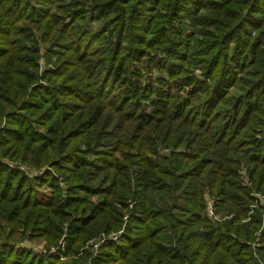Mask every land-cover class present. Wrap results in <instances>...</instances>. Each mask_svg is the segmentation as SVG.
Instances as JSON below:
<instances>
[{"label":"trees","instance_id":"16d2710c","mask_svg":"<svg viewBox=\"0 0 264 264\" xmlns=\"http://www.w3.org/2000/svg\"><path fill=\"white\" fill-rule=\"evenodd\" d=\"M255 191L264 0H0V264H264ZM64 235L67 261L8 247Z\"/></svg>","mask_w":264,"mask_h":264},{"label":"rangeland","instance_id":"374dc122","mask_svg":"<svg viewBox=\"0 0 264 264\" xmlns=\"http://www.w3.org/2000/svg\"><path fill=\"white\" fill-rule=\"evenodd\" d=\"M97 23H95L94 28L96 27ZM37 40L39 42H41V37L39 34H36ZM196 39H199V41H204V36L203 35H197ZM28 45V44H27ZM40 54L38 57V65L40 66V72L39 75L40 77L43 75V73H45L46 71H48L49 69L53 68L52 64L50 63H46V58H45V54L47 49L41 45L40 47ZM163 57V56H160ZM197 75H200V71L196 72ZM145 75L150 76L152 79H156V76L158 75L156 72L154 71H150L147 72L145 71ZM42 80V77H41ZM176 82L178 81V79L175 80ZM172 82V80H171ZM173 83V82H172ZM42 84H46V82L44 80H42ZM173 101V100H172ZM4 126V125H3ZM2 126V127H3ZM40 132L46 133L45 129H39ZM171 150L170 149H159V155H167L170 154ZM3 163L10 165L11 167L21 171L22 173H24L25 175H27L30 178H36L38 175H40L43 171H41L39 168H33V167H28L24 164H21L19 162H9L7 160H2ZM46 168V167H43ZM247 171L246 168H242L240 170L241 171ZM246 174L248 175V173L246 172ZM249 179L250 176L248 175ZM243 182V181H242ZM243 184L245 186H249L248 184L244 183ZM244 186V187H245ZM257 194H261L257 191H255ZM263 195V194H261ZM96 199V198H95ZM212 200L211 198H208L207 201ZM127 208L126 211H131L133 209L134 203L132 200H128L127 202ZM128 221H129V215H125L123 218V226L121 227V229H119L118 231L115 232H109V233H100L98 235H96L94 238H91L86 245L84 246V248L80 249V253H82L83 250H90L92 252V258L95 259L97 258L101 251L103 250V248H105V246L110 245V244H114L115 242H117L119 240V238H121L122 236L125 235L126 233V229L128 226ZM65 240H66V235H64L62 237V239L59 241L57 246H48L46 241L44 240H39V239H33L32 237H23L22 239L16 241V242H11L9 243V248L10 249H17L19 251V253L21 252H25L27 251V253H31L35 256L38 257H42L45 256V258H50V256H55V257H59L60 261H67L68 257H66V254L64 255V252L67 251V244H65ZM245 243V242H242ZM246 244L252 246V248H254L257 244H258V240L256 239L255 243H251V242H246ZM45 250L47 251V253H45ZM89 251V252H90ZM90 252V253H91ZM81 254H79L80 256ZM91 264V262H88ZM86 263V264H88Z\"/></svg>","mask_w":264,"mask_h":264},{"label":"built area","instance_id":"2783aa9c","mask_svg":"<svg viewBox=\"0 0 264 264\" xmlns=\"http://www.w3.org/2000/svg\"><path fill=\"white\" fill-rule=\"evenodd\" d=\"M241 176H242V181L249 185L250 179H249V177L245 171H243V170L241 171ZM253 196H254L255 200L257 201L256 207L262 208L264 210V195L254 193ZM252 207H254V206H252ZM207 213L211 219L218 220V221L221 220V216L216 214V212H215V202L213 199L209 200L207 203ZM262 226L264 227V218H263ZM263 227H262V229H263ZM256 246H258V244ZM45 253H47L46 250H45Z\"/></svg>","mask_w":264,"mask_h":264}]
</instances>
